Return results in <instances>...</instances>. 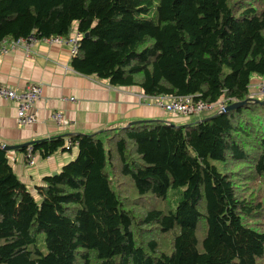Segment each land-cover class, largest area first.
<instances>
[{
    "label": "trees",
    "instance_id": "1",
    "mask_svg": "<svg viewBox=\"0 0 264 264\" xmlns=\"http://www.w3.org/2000/svg\"><path fill=\"white\" fill-rule=\"evenodd\" d=\"M75 31L78 74L247 102L31 141L25 158L77 149L33 192L0 143V264H262L264 104L248 94L264 80V0H0V44Z\"/></svg>",
    "mask_w": 264,
    "mask_h": 264
},
{
    "label": "crops",
    "instance_id": "2",
    "mask_svg": "<svg viewBox=\"0 0 264 264\" xmlns=\"http://www.w3.org/2000/svg\"><path fill=\"white\" fill-rule=\"evenodd\" d=\"M9 43L7 39L0 44V48L3 45L7 48L0 53V84L20 91L29 83H40L42 93L34 105L36 121L27 126L16 123L13 102L0 98L2 145H19L58 135L93 134L138 120H165L179 125L196 119L163 111L156 106L153 96L145 95L137 87L112 86L105 79L76 73L70 65L72 56L67 44L38 39L25 49L11 48ZM253 82L250 92L257 97L256 84L264 80ZM55 111L63 115L67 124L59 126L51 119ZM76 152L72 147L47 158L35 155L32 165L17 150L7 151V157L15 175L33 192L35 186L42 185L44 176L58 172Z\"/></svg>",
    "mask_w": 264,
    "mask_h": 264
},
{
    "label": "built area",
    "instance_id": "3",
    "mask_svg": "<svg viewBox=\"0 0 264 264\" xmlns=\"http://www.w3.org/2000/svg\"><path fill=\"white\" fill-rule=\"evenodd\" d=\"M80 39L79 32H74L69 38L54 36L49 38H42L47 43H64L70 47V53L73 55L76 52L78 41ZM34 36L30 35L26 38H17L10 40V47H23L28 49L29 46L35 42ZM7 48L5 45L1 46L0 53H5ZM42 93V84L29 83L22 90L15 91L10 87L0 84V98L13 102L15 106V120L18 125L27 126L36 121L34 112L35 102L40 98ZM256 94L264 97V82L256 84ZM249 97H254V94L249 91ZM232 101L231 98H218L214 102H206L201 99H194L192 95H158L153 97V101L163 111L182 116L185 118H196L212 114L221 113L225 110L226 103ZM235 102V100H233ZM51 119L57 125L67 124V120L63 118L62 114L55 111L51 114ZM27 164H33L35 157L30 152L26 155Z\"/></svg>",
    "mask_w": 264,
    "mask_h": 264
},
{
    "label": "water",
    "instance_id": "4",
    "mask_svg": "<svg viewBox=\"0 0 264 264\" xmlns=\"http://www.w3.org/2000/svg\"><path fill=\"white\" fill-rule=\"evenodd\" d=\"M247 102V100H244V101H237V102H234L233 104L231 105H228L225 107V111H229L231 109H234V108H237V107H241L243 106L245 103ZM255 102H259L260 104H264V100H258L256 99ZM144 121H149V120H138V121H132V122H129L127 125L130 126V125H134L136 123H140V122H144ZM31 142H27V143H24V144H19V145H2L1 144V147L2 149H4L5 151H11V150H18L20 149L21 147H25L27 145H29ZM55 173V172H53Z\"/></svg>",
    "mask_w": 264,
    "mask_h": 264
},
{
    "label": "rangeland",
    "instance_id": "5",
    "mask_svg": "<svg viewBox=\"0 0 264 264\" xmlns=\"http://www.w3.org/2000/svg\"><path fill=\"white\" fill-rule=\"evenodd\" d=\"M260 83V82H259ZM258 84V83H257ZM249 91H250V88H249ZM259 99H262V100H264V97H261V96H257ZM257 97H255V98H257ZM158 107V106H157ZM161 109V108H160ZM163 110V109H162ZM63 116V115H62ZM64 118V117H63ZM185 119V118H184ZM186 120V119H185ZM182 124H184V123H182ZM182 124H179V125H182ZM176 125V124H175ZM65 145L66 146H68V145H70V141L68 140V139H66L65 140ZM27 159V158H26ZM26 163H27V161H26ZM34 163V162H33ZM217 166H218V164L216 163V162H214ZM28 165H32V164H28ZM169 199H170V207H172V209L173 208H175V206H176V204H177V194H175V191L174 190H170V192H169ZM129 204H128V206L129 207H131V202H128ZM140 204H142L141 206H139V204L138 205H136L135 206V212L137 213V214H140V212H142L143 211V202L142 203H140ZM134 208V207H133ZM137 216H139V215H137ZM262 264H264V261L262 262Z\"/></svg>",
    "mask_w": 264,
    "mask_h": 264
}]
</instances>
